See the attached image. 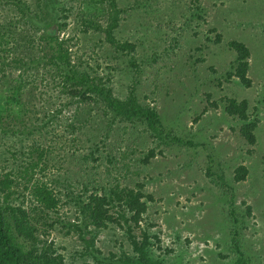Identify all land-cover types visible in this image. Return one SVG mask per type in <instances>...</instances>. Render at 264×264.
Instances as JSON below:
<instances>
[{"label":"rangeland","instance_id":"374dc122","mask_svg":"<svg viewBox=\"0 0 264 264\" xmlns=\"http://www.w3.org/2000/svg\"><path fill=\"white\" fill-rule=\"evenodd\" d=\"M21 1L22 9L0 1V180L7 174L12 181L0 186L3 207L27 209L39 239L66 264L132 255L129 234L140 239L143 231L151 256L164 264H233L237 241L248 264H264V0H115L122 12L113 35L132 50L94 29L105 26L109 0ZM60 7L71 10L59 36L71 38L72 62L116 98L132 94L154 108L157 133L143 120L115 116L103 101L64 105L41 37ZM231 39L250 50L249 87L227 75L236 55ZM17 78L27 80L15 92ZM228 98L246 100L250 119L259 118L254 145L239 134L243 121L226 113ZM151 149L156 155L143 162ZM240 164L248 173L235 181ZM116 184L152 196L143 198L139 224L129 222L130 233L122 219L121 226L85 227L80 206L94 187L109 194ZM37 186L58 198L56 209L37 202Z\"/></svg>","mask_w":264,"mask_h":264},{"label":"trees","instance_id":"16d2710c","mask_svg":"<svg viewBox=\"0 0 264 264\" xmlns=\"http://www.w3.org/2000/svg\"><path fill=\"white\" fill-rule=\"evenodd\" d=\"M5 4H12L17 9L23 8L21 0H5ZM108 4L110 5V12L105 26L95 23L94 29L104 32L105 39L117 49H134L132 43L119 42L115 39L113 32L118 26L122 10L116 7L115 0H109ZM59 10L63 14L60 16L54 12L50 14L49 21L46 23L47 29L41 34V37L45 39L44 42L50 48L51 52L47 57V65L50 66V71L55 68L53 79H58L55 82L57 83V87L59 85L62 95H64V105H69L71 102L98 104L99 101H103L105 109L114 112L115 116H120L121 119L127 121L133 119L143 120L146 123L147 129L157 133L159 117L154 108L140 104L132 94L128 95L125 99L116 98L112 95L111 88L105 86V83L102 82L100 77L79 69L78 67L82 64L81 62H72V50H70L71 38L65 37L61 39L59 36L67 28L68 23L66 18H68L71 10L65 7H60ZM212 31L215 30L212 29ZM0 37H2L1 34ZM220 38V34L217 33L215 42H219ZM228 45L235 51L236 55L232 66L233 69L228 71L227 75L228 77L235 76L245 87H249L251 85V79L248 76L250 58L248 46L243 41L236 39L229 40ZM16 80L19 83L16 85V89L13 90L15 92L19 88H23L27 78L23 80V83L19 78ZM226 101V113L231 116H237L243 121L239 128V134L248 145H254L256 143V134L254 131L258 125L259 118L250 119L247 113L248 104L246 100L237 101L234 98H228ZM213 105L215 104L213 103ZM188 144L191 145L192 142H188ZM35 150L39 152L38 156L41 157L44 148L36 146ZM155 155V151L151 149L143 158V162H148ZM93 159L96 160L95 157ZM247 173L248 169L245 165H238L234 171V180H245ZM11 182L6 174L0 180L2 190L9 188ZM137 186L141 187L142 184H137ZM84 189H87L86 184H84ZM12 192V190L8 189L4 193L3 202L7 203ZM32 193L36 197L37 202L41 203L45 209H56L59 200L49 188L46 186H37L33 189ZM144 197L148 200L152 199V196L144 194L139 189H119L118 184L110 190L109 194L98 193L97 188L94 187L93 192L88 195L86 202L80 206L85 227L92 225L95 229H100L107 227L109 223H116L121 226L120 220L122 219L130 233L129 222L138 225L146 211L147 205L145 200H143ZM114 202L115 204H113ZM113 206L114 208L116 207L114 215L110 213V209H113ZM37 231L38 228L31 224L29 211L22 205L7 203L3 207V203L0 202V264H66L62 254L57 253L51 244H45V242L39 239L36 234ZM142 234V238L137 239L134 234L130 233L129 238L134 253L132 255L124 253L117 261L110 264H164L162 260L152 257L149 252L148 246L151 245V235L146 231H143ZM17 237H22L26 240L29 243L28 248H24L17 241ZM93 241L91 238L87 243L90 245L93 244ZM233 241L236 242V238ZM40 242L43 243L41 246H39ZM236 248L238 250V256L233 264H248L247 257L239 249L238 241L236 242Z\"/></svg>","mask_w":264,"mask_h":264}]
</instances>
